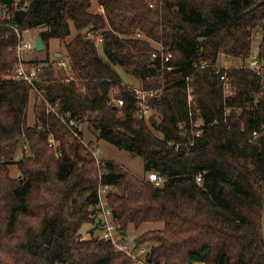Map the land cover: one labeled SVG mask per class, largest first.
I'll return each mask as SVG.
<instances>
[{
  "label": "trees",
  "instance_id": "trees-1",
  "mask_svg": "<svg viewBox=\"0 0 264 264\" xmlns=\"http://www.w3.org/2000/svg\"><path fill=\"white\" fill-rule=\"evenodd\" d=\"M0 11V264H134L98 235L99 184L110 186L124 241L129 229L162 224L131 243L149 245L152 264H264V88L246 67L260 27L264 69V0H0ZM13 27L36 30L45 50L55 40L66 68L59 55L24 58L35 36L21 57L36 78L15 79ZM221 56L238 65H218ZM117 68L154 91L156 114L136 118L135 86ZM47 104L141 157L144 174L97 163L92 143Z\"/></svg>",
  "mask_w": 264,
  "mask_h": 264
},
{
  "label": "built area",
  "instance_id": "built-area-1",
  "mask_svg": "<svg viewBox=\"0 0 264 264\" xmlns=\"http://www.w3.org/2000/svg\"><path fill=\"white\" fill-rule=\"evenodd\" d=\"M99 10L102 11V8L99 7ZM0 14H5V13L4 11H0ZM13 29L17 34L18 38L20 39V42L15 46L18 60L14 71V78L17 80H23L28 84L32 85L37 75V68L28 62H24L21 56L24 51H27L33 47V42L31 40V38L33 37L28 29L19 30L16 27H13ZM155 54L156 52H153L152 57H154ZM170 57H171V53L167 52L164 56V60H168L170 59ZM57 64L63 68H66L67 66L66 60L60 55L58 56ZM203 65L204 64H202V66ZM221 66L227 67V65L225 64H222ZM246 67L250 68L260 77L261 85L264 88V69L261 67L258 55L256 53L252 54L251 58L246 63ZM219 79L222 83L224 91L229 92L231 90V87L230 84L228 83L227 76L225 74H221L219 76ZM133 92L136 97V105H137L136 118L145 119L149 116L156 114L155 109L148 102L149 97H151L154 93L153 90L133 88ZM38 95L39 97H42L39 92ZM190 99L191 97L189 96L188 101H190ZM117 103L121 105L122 100L120 99L117 100ZM47 106H48V110L53 114H55L56 116H58L60 120L65 124V126H67L74 135L78 136L79 133L82 132V122L80 120H77L76 118L71 117L68 114H62L60 112H57L56 104L54 106H50L47 104ZM191 122H193V125L198 126L200 120L197 118L191 120ZM198 133L199 130H196V134ZM25 152L28 153L27 149H25ZM93 155L95 156L96 162L99 163L100 159L97 158L96 151L93 152ZM148 180L153 182L155 185H159L162 181L161 178L154 172L148 173ZM196 181L200 182V176L196 177ZM109 189L110 186L108 185H104V184L98 185V189H97L98 201L96 206L97 212L95 215V227L98 230V235L101 238L109 241L116 250L126 254L134 262V264H152L148 260V255L150 252L149 245L134 246L133 244L124 241L121 238V235L113 221L112 209L107 199ZM89 230H87L85 233L82 232L79 236V240H84L85 238L89 237ZM192 264H196V263H192Z\"/></svg>",
  "mask_w": 264,
  "mask_h": 264
},
{
  "label": "rangeland",
  "instance_id": "rangeland-1",
  "mask_svg": "<svg viewBox=\"0 0 264 264\" xmlns=\"http://www.w3.org/2000/svg\"><path fill=\"white\" fill-rule=\"evenodd\" d=\"M257 29H255L254 31V35L252 38V52L256 53L257 49H258V45L260 42V38H261V28L260 27H256ZM71 31L70 34L67 36L66 41H69L74 35H75V30L73 28V26L71 25L70 27ZM33 34V39L36 36V30H32L31 31V35ZM62 52V46L60 44H58L55 40H52L50 42L49 48L48 50H31L25 53L24 58L26 60H32V59H40L43 60L45 59L47 56L50 59H53L55 57V53H60ZM238 61L235 60L234 58H230V57H224L221 56L219 58V62H217L218 65H228L233 66V65H238L237 63ZM117 71L119 72L122 81L128 85H132V88L135 86L136 88L140 87L138 82L131 76L124 74L123 71L121 69L117 68ZM134 87V88H135ZM33 96L34 95H30V99H29V105H28V111H27V119H28V124H32L33 123V113H32V102H33ZM82 133H83V140L87 143L88 141L92 143L95 151H96V155L98 159L101 160H113L115 162H117L118 164L122 165L123 167L129 169L130 171L134 172L135 174L138 175H142L144 174V168H143V163H142V159L141 157L137 156V155H133L130 154L129 152L123 150V149H119L116 146H114L113 144L109 143L108 141L104 140V139H100L98 138L95 133L92 131V129L87 127L86 122H84L82 124ZM18 158V156H17ZM9 173L12 177H18L19 176V170L17 168V166L15 164H11L9 165ZM93 227L92 224L87 223L84 224L81 228V232L85 233L87 230L91 229ZM162 224L161 223H146V224H142L141 226H139L136 229H129L126 235V240L129 243H132L133 238L135 236H137L138 234L142 233L145 230H149V229H156V228H161ZM262 232H263V236H264V212L262 214Z\"/></svg>",
  "mask_w": 264,
  "mask_h": 264
},
{
  "label": "water",
  "instance_id": "water-1",
  "mask_svg": "<svg viewBox=\"0 0 264 264\" xmlns=\"http://www.w3.org/2000/svg\"><path fill=\"white\" fill-rule=\"evenodd\" d=\"M45 48V45L42 41V39L40 38V36H36L34 39V49L37 51L43 50ZM148 260H150V257H148Z\"/></svg>",
  "mask_w": 264,
  "mask_h": 264
},
{
  "label": "crops",
  "instance_id": "crops-1",
  "mask_svg": "<svg viewBox=\"0 0 264 264\" xmlns=\"http://www.w3.org/2000/svg\"><path fill=\"white\" fill-rule=\"evenodd\" d=\"M56 56H58L59 54L58 53H55Z\"/></svg>",
  "mask_w": 264,
  "mask_h": 264
}]
</instances>
